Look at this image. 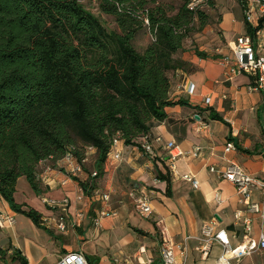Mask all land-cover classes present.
Returning <instances> with one entry per match:
<instances>
[{
	"label": "crops",
	"instance_id": "crops-1",
	"mask_svg": "<svg viewBox=\"0 0 264 264\" xmlns=\"http://www.w3.org/2000/svg\"><path fill=\"white\" fill-rule=\"evenodd\" d=\"M229 9L235 19L227 28L222 16L218 24L221 38L211 37L209 43L201 40L178 53L177 57L188 66L171 75L169 98L176 104L166 107L167 117L151 128L150 151L118 141L111 153L118 152L120 158L105 162L103 175L89 194L83 192L79 181L88 180L90 172L95 170V149L86 152L84 173L64 185L61 184L65 179L62 159L43 161L38 169L44 191L40 195L33 191L25 177L18 178L15 202L38 211L53 235L64 238L59 249L51 250L60 251L59 257L69 251H81L86 259L96 257L97 264H146L150 258L158 260L162 241L167 239L172 245L185 243V256L176 251L178 264H216L223 248L217 241L207 244L202 238L204 223L215 222L218 230H226L233 246L242 239L244 219L251 222V237L257 239L264 233V191L252 189L249 199L259 204L260 211L250 213L235 186L219 174L234 162L258 182H264L262 95L249 89L254 85V78L249 74L230 80L225 78L228 67L222 59L232 55L236 38L246 33L241 5H231ZM196 51L206 57L201 58ZM213 114L221 116L228 125L214 120ZM227 142H232L234 149L226 151ZM169 143H174L175 148H168ZM196 147L199 148L197 154ZM171 154L178 155L173 170L169 161ZM159 170L170 176V196L166 195L167 183L157 179ZM184 174L194 176L198 187L184 180ZM131 188L151 196L152 213L148 217L133 209L128 197ZM101 193L109 194L108 208L115 210L116 215L103 219L101 227L94 228L90 217L101 206ZM216 193L220 202L215 199ZM44 198L56 201L57 205L45 204ZM64 199H68V205L62 204ZM82 209L89 212L82 227L68 233L56 230V214L64 213L73 218ZM0 213L15 218L13 225L0 229V248L4 251L0 260L5 264H19L13 259V252L18 250L27 264L56 263L59 258L51 257L46 248L55 243L49 239L47 231L14 212L1 198ZM48 258L49 261H44ZM230 263L264 264V250Z\"/></svg>",
	"mask_w": 264,
	"mask_h": 264
},
{
	"label": "trees",
	"instance_id": "trees-1",
	"mask_svg": "<svg viewBox=\"0 0 264 264\" xmlns=\"http://www.w3.org/2000/svg\"><path fill=\"white\" fill-rule=\"evenodd\" d=\"M176 1L96 0L99 13L113 18L116 28L109 30L90 11L91 0H0V198L14 212L53 235L38 211L15 202L18 178L40 195L43 161L71 152L85 170L86 152L95 149L96 175L79 181L89 194L114 140L142 148L153 125L167 117L165 108L176 104L169 98L171 75L188 66L177 55L209 24L204 7L215 6V0ZM244 27L253 33L246 21ZM141 30L152 41L138 51ZM157 179L170 196L168 172L159 170ZM13 259L27 264L18 250Z\"/></svg>",
	"mask_w": 264,
	"mask_h": 264
},
{
	"label": "built area",
	"instance_id": "built-area-1",
	"mask_svg": "<svg viewBox=\"0 0 264 264\" xmlns=\"http://www.w3.org/2000/svg\"><path fill=\"white\" fill-rule=\"evenodd\" d=\"M95 2L96 0H91ZM241 6L243 9L244 20L249 24L252 29V34H242L236 38L234 47L231 48L232 55L224 56L223 62L228 67L225 72V78L230 80L233 77L241 74H249L254 78V85L249 89L258 91L262 95L263 99V111H262V126L264 128V0H241ZM147 23V21H146ZM209 102V99H207ZM118 140L113 141L111 150L117 145ZM142 148L146 151H150L148 141L142 143ZM168 148H175L174 143H169ZM234 149L232 142L226 143V151ZM89 150V149H88ZM108 153L106 162L118 160L120 154ZM199 151L196 147L195 154ZM179 153L178 155H180ZM171 154L169 158L170 168L174 169V161L178 156ZM62 168L65 171V179L61 182L64 185L67 180L73 178H79L84 173L83 167L77 162L75 156L71 152H67L62 158ZM211 171H214L211 168ZM227 182L235 186L238 195L242 198V202L246 204V210L250 213L259 212V204L250 201V193L254 188H260L264 191V182H258L251 175L245 172V170L238 164L231 162L224 170L219 172ZM92 176L96 175L93 171ZM39 180V175L37 174ZM182 178L190 182L193 187H198V182L194 176L190 174H184ZM100 208L95 212L94 216L90 217L91 225L94 228L101 227V221L105 218L113 217L116 215V211L108 208L109 194H100ZM128 197L131 201L133 209L140 215L148 217L152 213V199L151 196L145 192L135 188H131L128 191ZM81 199V197H78ZM215 199L220 202L219 194H215ZM43 202L49 206L57 205L54 200L43 199ZM264 202V199H263ZM62 204L68 205V199H64ZM88 210H78L73 218L68 217L64 213L56 214L54 219L56 230L62 233H68L69 230H75L82 227L83 221L88 217ZM238 216V214H237ZM15 218L13 216L4 215L0 213V229L7 225H13ZM251 222L249 219H244L243 234L240 243L233 246L230 242V237L226 230L217 229L216 223H204L201 227V235L206 243L217 241L223 248L221 256L217 259L216 264H231V260H240L243 257L251 255L257 250H264V233L255 239L250 236ZM176 251L181 255L185 256L186 247L185 243H179L178 245H172L167 239L162 241L160 247V254L158 260L152 258L146 261V264H178L176 262ZM0 264H5L0 260ZM54 264H90L86 259L85 255L81 251H69L63 254Z\"/></svg>",
	"mask_w": 264,
	"mask_h": 264
},
{
	"label": "rangeland",
	"instance_id": "rangeland-1",
	"mask_svg": "<svg viewBox=\"0 0 264 264\" xmlns=\"http://www.w3.org/2000/svg\"><path fill=\"white\" fill-rule=\"evenodd\" d=\"M164 3L172 4L173 6L176 5V0H161ZM198 2V1H196ZM239 0H215V6L212 9H206L207 14L210 17L209 24H207L200 32L193 33L190 37L184 42L183 48L192 47L193 45H197L201 40L205 41V43H209L211 37L221 38V30L218 26L219 22L224 15V25L229 28L231 26L232 19H235L234 13L230 11L231 5H239ZM87 5L92 13L97 15L104 23L105 26L109 30H114L116 25L113 21L112 17L101 15L97 9V2H87ZM242 7V6H241ZM223 11V12H222ZM202 36H205V39H201ZM152 41L151 35L144 30H141L136 38L135 47L138 51H142L150 42ZM181 51H179L180 53ZM49 239L54 240L55 243L53 245H48L47 250L51 253V257L60 258V251L58 253L52 252V248H60L61 243H63L64 238L58 235H51L47 232ZM53 255V256H52ZM50 258L45 259L44 261H49ZM133 259V258H132ZM98 259L96 257H90V264H97ZM133 262H137L136 259H133Z\"/></svg>",
	"mask_w": 264,
	"mask_h": 264
},
{
	"label": "water",
	"instance_id": "water-1",
	"mask_svg": "<svg viewBox=\"0 0 264 264\" xmlns=\"http://www.w3.org/2000/svg\"><path fill=\"white\" fill-rule=\"evenodd\" d=\"M198 118V117H197Z\"/></svg>",
	"mask_w": 264,
	"mask_h": 264
}]
</instances>
